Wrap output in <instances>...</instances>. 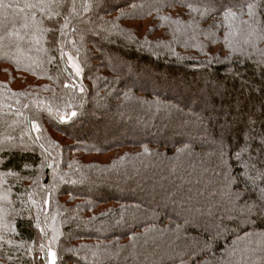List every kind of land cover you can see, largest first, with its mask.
<instances>
[{
    "label": "trees",
    "instance_id": "trees-1",
    "mask_svg": "<svg viewBox=\"0 0 264 264\" xmlns=\"http://www.w3.org/2000/svg\"><path fill=\"white\" fill-rule=\"evenodd\" d=\"M0 264H264V0H0Z\"/></svg>",
    "mask_w": 264,
    "mask_h": 264
},
{
    "label": "rangeland",
    "instance_id": "rangeland-1",
    "mask_svg": "<svg viewBox=\"0 0 264 264\" xmlns=\"http://www.w3.org/2000/svg\"><path fill=\"white\" fill-rule=\"evenodd\" d=\"M68 63H69V66L71 67V69L73 70V73L76 75V76H78V77H80V73H81V68H80V65H79V63L77 62V60L75 59V58H73V57H70V56H68ZM77 69H79V72H77ZM190 92L188 91V94H189ZM104 109V106L103 105H101V104H98V105H95L94 106V110H96V111H99V110H103ZM76 255H77V253H74V257H76ZM89 259V258H88Z\"/></svg>",
    "mask_w": 264,
    "mask_h": 264
},
{
    "label": "snow or ice",
    "instance_id": "snow-or-ice-1",
    "mask_svg": "<svg viewBox=\"0 0 264 264\" xmlns=\"http://www.w3.org/2000/svg\"><path fill=\"white\" fill-rule=\"evenodd\" d=\"M77 72H79V69H77ZM73 116H75V113H72Z\"/></svg>",
    "mask_w": 264,
    "mask_h": 264
}]
</instances>
